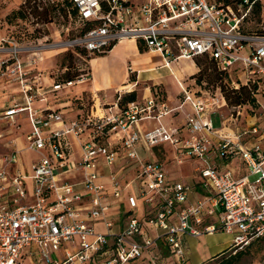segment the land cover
<instances>
[{
    "label": "built area",
    "instance_id": "obj_1",
    "mask_svg": "<svg viewBox=\"0 0 264 264\" xmlns=\"http://www.w3.org/2000/svg\"><path fill=\"white\" fill-rule=\"evenodd\" d=\"M69 1L82 31L66 46L98 56L131 38L143 42L147 51L162 54L167 67L181 59L208 56L230 76L227 84L232 89L256 87L258 107L250 115L255 116L256 110L264 115V33L243 29L254 2ZM6 43L8 49L0 48V54L8 56L0 61V77L20 85L21 99H14L2 117L13 120L26 115L31 130L24 150L40 158L27 176L20 159L24 150L0 155V264H25L34 257L44 264H97L100 258L107 260L104 264H130L149 257L155 263L157 251H167L182 263L187 259V235H232L234 254L264 238V126L252 123L243 129L238 125L246 106L231 108L221 89L197 91L178 81L179 110L191 109L185 119L186 136L162 123L171 110L152 92L125 108L120 106L119 93L115 103L67 120L63 110L36 103L46 100L49 89L59 93L88 82L91 70H81L73 81H55L46 90L41 73L31 78L36 61L23 62L18 56L23 51L32 55L43 51L26 50L14 40ZM224 108L232 109L228 119ZM215 112L221 114L220 129L211 120ZM145 121L158 125L145 131ZM257 136V141L245 142ZM162 145L175 149L179 164L186 157L199 161L196 172L204 193L200 200L189 204L192 186L172 178L160 161L149 159L150 155L142 158L138 152L142 147L152 154V149ZM237 160L243 174L221 167ZM129 169L137 170L136 177L124 184ZM27 178L32 181L31 192ZM102 178L109 180L115 199L125 195L127 200L126 223L118 233L112 230ZM5 195L11 196L9 202L4 201ZM140 201L146 209L143 221L135 214ZM93 222H102L107 232H97Z\"/></svg>",
    "mask_w": 264,
    "mask_h": 264
},
{
    "label": "rangeland",
    "instance_id": "obj_2",
    "mask_svg": "<svg viewBox=\"0 0 264 264\" xmlns=\"http://www.w3.org/2000/svg\"><path fill=\"white\" fill-rule=\"evenodd\" d=\"M17 1L18 0H0V10H9V13L7 15H3L2 17H0V48L8 49L10 44L6 43V40L9 39L14 40L17 44H19L26 50L31 47L35 49L34 51H43L41 52L42 54L37 55H32L30 52L23 51L18 55L23 62H28L29 60L36 61V64L33 65L34 67L31 72V78L34 75H38L39 73H41L43 79L52 78V82L55 83V81H59L64 78L65 74L68 72H72L73 74L78 73V77L81 70L90 69L89 60L94 56H91L88 52L87 54H81V47L66 46V43L68 41L74 40L80 35L82 31V28L79 27V25H77L75 22V17L72 15V8L68 5L67 2L68 0H32V4L36 3L37 5H40L42 7H48L49 9L54 10V22L48 25L42 24L40 22L35 23L37 22V19L34 16L29 17L30 21H22L20 19H16L13 15V12L23 8L22 4L20 5L16 3ZM234 1L239 3V0ZM64 6L68 10V17L63 15L61 12V9ZM243 29L246 32H264L263 5L261 7V12L255 13L254 9H251L244 23ZM31 35H34V37L37 36L39 38L29 39L28 37ZM7 57L8 56L6 54H0V61L5 60ZM42 57L43 60L40 61L39 58ZM180 62L185 63L186 65L195 66V69L192 71L190 70V72L196 73H194V75L186 76L184 82L185 86H189L190 89H195L198 91L201 88H208L209 90H212V88H216V86L218 85V82H216L217 80H214L213 77H210L213 75V72H210L208 70L205 71L207 68L209 69L211 67L210 62L206 58L201 57L193 61L182 59L178 61V63ZM202 72H204V74ZM197 78L199 79V82L196 81L191 85H186V83H190L191 80ZM210 78L213 79V81ZM235 79L236 76L233 74V80ZM5 81L0 77V108H7L9 106L11 98H9L8 96L10 95L12 96V99L13 97L21 99L19 98L21 97L20 85L16 82L9 85L7 84L8 82ZM84 84L85 83L81 85H75L71 88L64 89L59 93L53 94L55 98H52V100L54 101L59 100L58 102L63 103L70 101V106H68V108L70 110V115L73 118H67V120L82 118L86 115L91 114L92 112L95 113L100 109L104 102L101 98H99L100 96H95L94 93L83 88ZM170 84L172 87H170L169 90L171 89V91L174 92V90L177 89V85L172 81ZM148 85L152 86V84ZM143 87V85L138 87L137 94L140 101L143 94ZM162 90L166 92L167 102V88L162 86ZM127 94L128 93H124V96H126ZM118 96L119 95L117 94L116 96H114V101H117ZM178 97L180 99L182 98L181 93L178 94ZM161 99H163V97L159 96V100ZM261 100L262 102H264V97ZM170 104L172 105V102H170ZM222 111L224 112L225 117L228 119L230 117L232 109L230 110L224 108ZM255 113V116H251L249 114V110H246L238 125L243 129L249 128L250 124L252 123L264 126V115L260 110H256ZM20 120L18 121L21 123L16 121L15 126L0 121V134L2 135V137L0 138V155L3 157H8V155H10L13 150H15L17 144L19 145L18 148L23 150V147L25 145V137L29 131L30 126L27 121ZM211 120L216 129H220L223 127L220 112L213 113L211 115ZM231 128L234 129V126H231ZM257 139L258 136L252 139H245V142H255L257 141ZM174 150L175 149L172 147L163 149V145L160 147L158 146L155 149H152V152L154 153L156 158L153 159L152 157H149V159L160 161L171 173H180L181 171L186 176L192 175L194 173L195 167L199 164V161L197 159L186 157L183 158L182 163L179 164L178 160L175 158L176 154ZM23 152L24 168H26L28 174L31 175V164L40 158V154L29 152L27 150H24ZM236 163L237 164L235 167L238 168L239 166H242L239 160H237ZM201 165L204 166V164L202 163ZM243 168L245 169V167ZM135 214L138 219H142V221L143 219H145L146 209L141 201L139 202V209ZM224 237H229V235L221 232L216 233V235L214 236L204 235L203 239L201 238V250H204L207 246L209 247L211 243H214L213 246H215L216 248L223 245L221 251H225L226 248L223 244ZM215 243L218 245H215ZM240 252H243L244 255L238 258L236 261L234 260L235 262L233 264H264V238L259 241H255L250 247L246 248L243 251H239V253ZM235 254L233 251H229L220 258L215 259L207 264H230L229 261L232 260V256H235ZM109 257L110 255L105 256L106 259H109ZM106 261L104 258H100L98 264H104L106 263ZM25 264L44 263L40 262L38 257H34L25 260ZM136 264H144V262L138 260L136 261Z\"/></svg>",
    "mask_w": 264,
    "mask_h": 264
},
{
    "label": "crops",
    "instance_id": "obj_3",
    "mask_svg": "<svg viewBox=\"0 0 264 264\" xmlns=\"http://www.w3.org/2000/svg\"><path fill=\"white\" fill-rule=\"evenodd\" d=\"M24 0H18L16 3L23 4ZM9 13V10H0V17L3 15H7ZM1 34V33H0ZM1 36V35H0ZM141 47L143 50H141ZM145 45L143 42H139L135 39L131 38H125L119 42H117L107 53L99 56H94L89 60L90 70H91V79L84 84V87L86 90L91 91L95 94V96H100L104 102L103 104H112L115 103L114 96L116 94L122 93V97L124 96V93H130L133 91L138 92V87L143 85V91H142V97H148L151 94V89L148 84H152L154 86L156 85H162L167 88L168 91V101L167 105L168 108L171 110L170 113L165 116L162 119V123H164L167 126H170L171 128H175L180 130L181 134L183 136H186V130H185V119L186 116L191 112V109L188 106H185L184 109L179 110V106L182 102V98L180 99L178 97V94L181 93V88L178 86V81L185 82L186 76L188 75H194L196 72H190V70H194L195 66L193 65H186L185 63H178L173 62L170 64L169 67L165 66V59L159 52L155 51H147L146 48L144 49ZM182 60V59H181ZM5 81V80H4ZM52 78H44L43 83L45 87L48 90L54 82H52ZM171 81L174 82L177 85V89L174 90V92L169 90L171 86ZM7 82V81H5ZM192 83H195V80H191L190 83H186V85H191ZM11 85V83H7ZM86 85V86H85ZM171 91V92H170ZM53 92H49L46 94V100L37 102L36 106L42 107V108H52V109H61L63 110L66 118H73L70 115V110L68 106H70V101L68 102H58L52 100V98H55L53 96ZM11 98L10 103L17 99L16 97L8 96ZM8 98V99H9ZM117 98V97H116ZM142 99V98H141ZM172 102V105L170 104ZM10 105V104H9ZM171 105V106H170ZM9 107V106H8ZM7 107V108H8ZM7 108L2 107L0 108V121H3V123H9L11 125H16V121L18 120H25L28 122L29 126V120L27 119L26 115L21 114L15 116L13 120L11 119H4L3 113ZM74 114V113H73ZM224 114V112H223ZM24 115V116H23ZM225 116V114H224ZM19 117V118H18ZM25 117V118H21ZM20 120V121H21ZM19 122V121H18ZM21 123V122H19ZM158 125L157 121H145L142 124L143 130H148L153 127H156ZM31 130V126L29 128L27 135L29 134ZM2 135L0 134V138ZM26 137H25V145L23 147V150L26 147ZM19 145H16V148L14 151H22L18 148ZM170 147L168 145L163 146V149ZM12 152V153H13ZM139 154L142 158H147L149 155L155 159V155L152 152V154L147 153L144 148L138 149ZM23 151L20 154L21 164L23 165ZM10 156V155H8ZM149 156V157H150ZM176 158V157H175ZM35 162V161H34ZM33 162V163H34ZM31 169L32 171V165ZM222 163L221 167L225 170H235L237 175L243 174L244 170H239V168L236 166V161L230 164ZM196 166V165H195ZM199 166V164L197 165ZM196 166V167H197ZM196 167L194 169V173L192 175L186 176L184 173L180 171V173H171L169 170V174L172 178H175L176 180H181L185 183H188L192 186L193 192L190 195L189 198V204L196 202L197 200H200L204 193L201 190L200 183L201 179L199 178L198 173L196 172ZM23 171L27 176H29L27 169L24 168L23 165ZM125 177H124V184H128L131 182L132 179L136 177L137 170L135 169H129L127 171ZM12 174H14L13 171H11ZM103 173L106 174L107 170H103ZM29 191H32V181L30 178L26 179ZM100 183L104 184L106 186V202L111 206L110 212H109V219L113 224V232L118 233L120 232L126 223L127 218V212H128V204L125 195L122 199H115L112 196L109 180L107 178H102L100 180ZM135 192V189L132 190ZM11 200V196H4V201L9 202ZM214 221V218L210 219L207 224ZM92 225L94 226L95 230L100 233H106V227L102 222H93ZM147 231H150L152 235H156V232L154 230H151L148 228V226H145ZM218 233V232H217ZM223 233V232H221ZM226 234V233H224ZM204 235L207 236H214L215 234H202L199 237H194L187 235L184 237V245L187 252V259L186 261L179 263L175 261L170 256H167L166 251L159 252L157 251L154 255H156V262L154 263L150 257L147 258L149 260L144 261V264H207L215 259H217L219 256L223 255L224 253L231 250L233 245V239L234 237L232 235H229V237L223 238V244L226 248L225 251H221L223 248L218 247L216 248L213 246L214 243H211L209 247L207 246L204 250H201V238L203 239ZM228 235V234H226ZM218 241V240H216ZM215 245H218L215 243ZM99 259L96 261L98 262ZM141 261V260H139ZM173 262V263H172ZM98 264V263H97ZM136 264V263H135Z\"/></svg>",
    "mask_w": 264,
    "mask_h": 264
},
{
    "label": "trees",
    "instance_id": "obj_4",
    "mask_svg": "<svg viewBox=\"0 0 264 264\" xmlns=\"http://www.w3.org/2000/svg\"><path fill=\"white\" fill-rule=\"evenodd\" d=\"M243 1L244 0H239V2H243ZM250 1L254 2L252 5V9H254V12L255 13L261 12V7H262V5L264 6V0H250ZM67 2H68V5L72 8V15L76 18L77 17V11L75 9H73V5L70 3L69 0ZM22 6H23V8L19 9L18 11L13 12V15L16 19H20L22 21H30L29 17L34 16L37 19V22H35V23L40 22L42 24L48 25V24H51L54 22V16H53L54 10H51L48 7H42L40 5H37L36 3L32 4V0H26L22 4ZM61 12L63 15L68 17V10L65 8V6L61 9ZM260 33H264V32H260ZM28 38L29 39H38L39 37H37V36L34 37V35H31ZM144 49H145V47H144ZM141 50H143L142 47H141ZM80 51H81V54H87V51L84 49H82ZM201 57L206 58L210 62L211 67L209 69L207 68L205 71L208 70L210 72H213V75L210 77H213V79L217 80L216 82H218L217 83L218 85L216 86V88H212V90L214 91V89H215V91H216L218 89H221V91L223 92V94L226 98L228 105L231 108L237 107V106H246L249 110V114H254V110L258 107V103H257L256 97H255L256 87L241 86L239 90L232 89L227 84L228 81H230V76H228V74L226 72L220 71L217 68L215 62L212 59H210V57H208V56H201ZM201 57H197L196 59L201 58ZM202 73L204 74V72H202ZM77 75H78V73L73 74L72 72H68L65 74V77L62 78L61 80H59L58 82L73 81L77 78ZM199 76H200V74H199ZM213 79H211V80L213 81ZM194 80H195V82L196 81L199 82L198 78L194 79ZM188 88H190V87L188 86ZM150 89H151V92L153 93V95L157 96V94H158V95L163 97L164 102L166 101V92H164L162 90V86L152 85V86H150ZM201 89L209 90L208 88H201ZM137 99H138L137 92L136 91L130 92L126 96L122 97V100L120 101V106L122 108H125V106L128 103L134 102ZM250 246H248V247H250ZM228 252H226V253H228ZM166 253H167V256H169L167 251H166ZM226 253H224L223 255H225ZM223 255H221V256H223ZM243 255H244L243 252L239 253V251H238L235 254V256H232L233 258H232V260L229 261V263L233 264L238 258L242 257ZM221 256H219L218 258H220ZM146 260H149V259H147V258L141 259V261H143V262ZM136 261H138V260H135V261L131 262L130 264H135Z\"/></svg>",
    "mask_w": 264,
    "mask_h": 264
}]
</instances>
